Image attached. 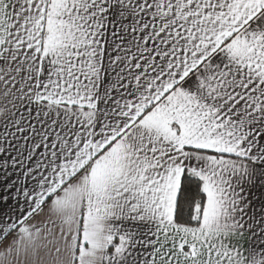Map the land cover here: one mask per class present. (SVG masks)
<instances>
[{
	"label": "snow or ice",
	"instance_id": "1",
	"mask_svg": "<svg viewBox=\"0 0 264 264\" xmlns=\"http://www.w3.org/2000/svg\"><path fill=\"white\" fill-rule=\"evenodd\" d=\"M0 264H264V0H0Z\"/></svg>",
	"mask_w": 264,
	"mask_h": 264
}]
</instances>
